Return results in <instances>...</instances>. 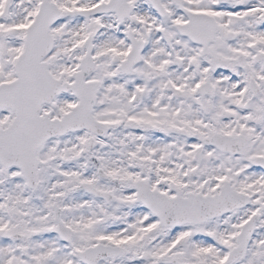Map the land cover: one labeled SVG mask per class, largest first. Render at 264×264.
Wrapping results in <instances>:
<instances>
[{
  "label": "snow or ice",
  "instance_id": "snow-or-ice-1",
  "mask_svg": "<svg viewBox=\"0 0 264 264\" xmlns=\"http://www.w3.org/2000/svg\"><path fill=\"white\" fill-rule=\"evenodd\" d=\"M0 264H264V0H0Z\"/></svg>",
  "mask_w": 264,
  "mask_h": 264
}]
</instances>
